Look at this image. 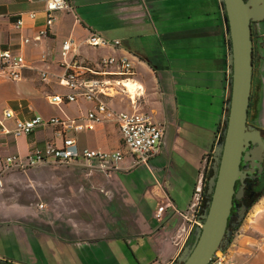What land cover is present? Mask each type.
<instances>
[{
	"label": "crops",
	"instance_id": "1",
	"mask_svg": "<svg viewBox=\"0 0 264 264\" xmlns=\"http://www.w3.org/2000/svg\"><path fill=\"white\" fill-rule=\"evenodd\" d=\"M73 6L74 13L55 14V24L42 42L25 44V38L36 37L45 27L43 4L31 0H0V43L22 53L33 66L25 69L21 82L0 78V156L24 158L35 149H44L51 141L62 144L54 126L39 127L29 135L16 138L1 132L2 124L12 131L18 120L35 116L83 121L96 109L95 103L82 98L62 106L52 104L49 99L67 92L59 83L63 74V42L69 38L80 42L96 32L120 40V49L83 47L81 60L93 66L102 56L128 52L134 57L136 67L132 82L143 88L140 95L132 96L133 101L129 94L109 99L110 107L116 111L148 112L157 123L167 125L162 152L146 167L154 182L130 179L139 169L133 166L130 156L109 176L97 170L104 188H100L101 194L94 188L89 192L88 202L78 219L62 210L55 199L52 216L45 217L47 198L43 204L46 208L39 209L41 213L37 214L35 208L14 211L7 201H1L0 194V225L33 224L45 231L51 230L43 235L53 240L57 250L49 248V252L53 256L60 252L67 264L71 261L77 264L78 257L83 263L81 257L97 258L98 255L106 257L105 264H121V258L131 256L135 264H173L180 255L174 242L175 231L184 222L177 212L186 210L196 185L213 170V148L226 128L231 93L230 44L222 3L220 0H73ZM93 7H105L109 17L120 21L119 26L99 29L100 25L90 17L95 15ZM30 11L38 12L37 19L28 17ZM22 15L25 24L18 29L16 21ZM43 55L47 56L46 60ZM42 70L50 72L48 81L41 79ZM8 109L14 112L12 118L4 115ZM71 135L76 138L80 151H114L122 147L121 132L115 122L101 123L95 130ZM191 137L201 140L195 142ZM199 156L201 165L194 180L182 183L180 180L185 178L181 175L179 179L173 178L176 157H180V164H192L189 159H199ZM122 176L128 179L127 184ZM162 206L166 209L161 219H157ZM94 207L101 209L104 223L96 234L92 228L84 231L82 227L77 228L80 222L88 223L95 218ZM56 224L65 225L71 237L56 234L52 228ZM29 237L36 240L35 236ZM230 251L234 264H264V196L249 209Z\"/></svg>",
	"mask_w": 264,
	"mask_h": 264
},
{
	"label": "built area",
	"instance_id": "2",
	"mask_svg": "<svg viewBox=\"0 0 264 264\" xmlns=\"http://www.w3.org/2000/svg\"><path fill=\"white\" fill-rule=\"evenodd\" d=\"M31 1L43 4L46 24L36 37L25 38V44L40 43L43 38L49 36L50 30L55 24V14L58 12H75L73 0ZM27 15L30 19L35 20L38 17V12L30 11ZM24 24V15H22L18 17L16 27L21 29ZM83 47L117 51L121 47V41L107 38L96 32H91L80 42L72 38L65 40L61 48L63 74L59 83L66 88L67 92L52 95L49 99L52 104L62 106L82 98L95 103L96 109L89 112L83 121L59 117L45 119L42 116H35L27 120H18L12 131L1 123V132L13 134L16 138L29 135L39 127L54 126L57 128V136L62 139V144L48 143L44 149H35L24 158L19 155L0 156V186H3L4 178L11 172L28 171L44 165L50 160L61 164L82 162L88 167L109 176L111 172L120 168V164L125 160L127 154L133 158L134 167H149L150 162L161 154L167 132L166 124L157 123L152 114L148 112L139 110L133 112L116 111L110 107L108 102L109 99L120 94H129L133 101L125 84L127 81H134L136 75L132 54L124 52L119 55H105L95 65L90 66L80 58ZM42 58L46 60L47 56L43 55ZM32 67L22 53L0 43V78L17 83L21 82L24 78L25 69ZM50 76V72L40 71V77L43 81H48ZM142 90L143 88L138 85L136 96L140 95ZM4 115L6 118H12L14 112L8 109ZM105 122H115L118 125L122 136V147L114 151L95 149L80 151L77 148L76 138L71 134L83 130H95L97 125ZM204 189V180H201L196 185L186 210L177 212L184 220L183 224L175 231L174 238L180 253L193 241L196 229L202 224ZM40 206L43 207V205ZM165 209L164 206L159 207L157 219H161ZM231 246L232 243L226 249L219 251L209 264H234L230 251Z\"/></svg>",
	"mask_w": 264,
	"mask_h": 264
},
{
	"label": "water",
	"instance_id": "3",
	"mask_svg": "<svg viewBox=\"0 0 264 264\" xmlns=\"http://www.w3.org/2000/svg\"><path fill=\"white\" fill-rule=\"evenodd\" d=\"M220 1L230 44L231 93L226 128L214 149V173L208 181L209 201L202 224L195 231L194 241L183 249L174 264H209L219 251L229 246L233 235L229 225L235 200L244 195V187L237 190L236 184H244L248 173L253 174L256 168L263 169L264 140L260 129H264V52L261 51L260 83L256 98L253 97L251 119L257 128L248 125V118L253 96V25L258 36H263L264 0ZM250 146L253 147L248 150ZM243 162L250 163L252 168L242 170ZM245 212L244 206L239 224L245 218ZM0 264L12 263L0 258Z\"/></svg>",
	"mask_w": 264,
	"mask_h": 264
},
{
	"label": "rangeland",
	"instance_id": "4",
	"mask_svg": "<svg viewBox=\"0 0 264 264\" xmlns=\"http://www.w3.org/2000/svg\"><path fill=\"white\" fill-rule=\"evenodd\" d=\"M104 9L105 7L91 8L95 15L90 17L100 25L99 29L102 28L104 30V27L119 26L120 21L116 17H109V12L107 13ZM85 11L87 10L85 9ZM114 34L116 35V32ZM257 86L258 84L254 86L252 91L254 98H256ZM126 112H129V110ZM191 138L195 142H200L201 140L196 137ZM114 147L115 146H111L110 149H114ZM118 148H121V146ZM124 152L126 153L125 149ZM128 157L130 156L127 154L126 158ZM200 157L201 156H199V159H196L195 157L190 158L189 160L192 164H180L182 163L179 161L180 157H176L174 163L175 169L174 171L172 170L173 178L179 179V175H181L185 178L184 180H180L182 183L194 180L195 173L197 174L200 169ZM164 164L167 165V161L164 162ZM193 164L196 167L198 165L199 168L194 167ZM138 168L139 169L135 170L133 174L130 175V179L139 180L144 178L152 180V183L154 182L152 175L147 170L146 166H139ZM121 178L124 183H128V179L125 176H122ZM93 188L97 190L96 192H99V194H101L100 188H104L103 179L97 170L91 169L85 163L61 164L54 160H50L48 163L28 171L10 173L4 178L3 186H0V194L2 195L1 201H7L15 208L14 211H16V209L29 211L32 208H35L37 214L41 213L39 209L43 210L46 208L41 207L40 205H43L47 198L48 212H44L46 215L45 217H48L49 215L52 216V201L55 199L62 205V210H65L68 214L70 213L74 219H78L81 210H84V204L88 202L87 196L89 192L93 191ZM262 188L264 189V186ZM71 193H73L72 195H74V197L71 196ZM95 200H97V197ZM93 211L95 212V218L88 223L80 222V225H77V228L82 227L83 231L92 228L95 234L100 232L104 224L100 217L101 209L94 207ZM52 228L55 230L56 234L64 235L66 238H69L71 237L70 235H72L71 231L68 230L65 225L56 224L52 225ZM48 231L52 232L51 230ZM48 231H45L41 227L38 228L33 224L17 223L11 224V226L0 225L1 259L5 258L10 262L24 261L31 264H67V262L64 263V258L60 255V252H57L56 256L50 254L49 248H52L54 251L57 249L52 245L53 240L43 235V233L48 234ZM29 235L35 236L36 240L30 238ZM79 258L80 257L75 258L78 262L77 264H105L103 261L106 257L103 255H98L97 258L94 256H83L81 257L83 263L79 262ZM127 258L128 259L121 258V264L136 263L132 256ZM71 264H75V262L71 261Z\"/></svg>",
	"mask_w": 264,
	"mask_h": 264
},
{
	"label": "flooded vegetation",
	"instance_id": "5",
	"mask_svg": "<svg viewBox=\"0 0 264 264\" xmlns=\"http://www.w3.org/2000/svg\"><path fill=\"white\" fill-rule=\"evenodd\" d=\"M253 43H254V54H253V65H254L253 88H254V86H256L257 84L259 85L260 83V75L258 73V67L262 59V57L260 56V51L264 52V35L258 36L254 25H253ZM253 109H254V103H253V96H252L251 107L249 110L248 125L251 127L257 128V126L254 123H252V120H251ZM260 130H261V134L264 140V129H260ZM252 147L253 146H250L248 150L252 149ZM261 166L263 168L262 171L258 167L256 168L253 174L248 173V176L244 180V184L241 182H237L236 184L237 190L240 189L241 187H244V195L242 196L241 199L235 200V206L232 211L230 225H229L231 230H234L235 228L240 227V225L246 218L247 213L249 212L248 207L250 206V204H252L256 200V198L258 197V195L263 189L262 187L264 186V159L261 162ZM241 168L244 171H248L252 167L250 166V163L243 162L241 164ZM244 206L246 207L245 218L239 224V219L242 216V211H243ZM202 215H204V213H202ZM232 242L233 241H231L229 245H231Z\"/></svg>",
	"mask_w": 264,
	"mask_h": 264
},
{
	"label": "trees",
	"instance_id": "6",
	"mask_svg": "<svg viewBox=\"0 0 264 264\" xmlns=\"http://www.w3.org/2000/svg\"><path fill=\"white\" fill-rule=\"evenodd\" d=\"M226 17V16H225ZM222 139V137L220 138V140ZM219 140V141H220ZM216 146V145H215ZM215 146H214V148L213 149H215ZM213 152H214V150H213ZM213 170H211L210 171V173L208 174V176H206L205 177V179H204V202H203V209H202V213H204L205 212V210L207 209V207H208V201H209V198H208V181H209V179L211 178V176L213 175ZM264 196V189L260 192V194L258 195V197L256 198V200L252 203V204H250V206L248 207L249 209H251L256 203H258L261 199H262V197ZM233 231V235H232V237H231V241H233V239H234V237H235V235H236V233H237V231H238V228H235L234 230H232ZM193 241H194V239H193ZM192 241V242H193ZM191 242V243H192ZM12 264H14V263H12Z\"/></svg>",
	"mask_w": 264,
	"mask_h": 264
},
{
	"label": "bare ground",
	"instance_id": "7",
	"mask_svg": "<svg viewBox=\"0 0 264 264\" xmlns=\"http://www.w3.org/2000/svg\"><path fill=\"white\" fill-rule=\"evenodd\" d=\"M125 84L126 87H128L130 94L134 97L136 95L137 84L133 83L132 81H127Z\"/></svg>",
	"mask_w": 264,
	"mask_h": 264
}]
</instances>
